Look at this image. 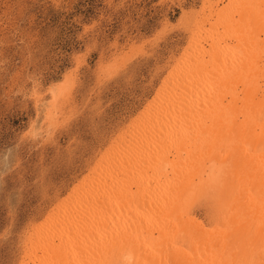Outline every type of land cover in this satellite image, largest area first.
Instances as JSON below:
<instances>
[{
  "label": "bare ground",
  "instance_id": "bare-ground-1",
  "mask_svg": "<svg viewBox=\"0 0 264 264\" xmlns=\"http://www.w3.org/2000/svg\"><path fill=\"white\" fill-rule=\"evenodd\" d=\"M182 25L157 100L32 227L22 264H264V0H205Z\"/></svg>",
  "mask_w": 264,
  "mask_h": 264
},
{
  "label": "rangeland",
  "instance_id": "rangeland-1",
  "mask_svg": "<svg viewBox=\"0 0 264 264\" xmlns=\"http://www.w3.org/2000/svg\"><path fill=\"white\" fill-rule=\"evenodd\" d=\"M204 1L0 0V264L157 100Z\"/></svg>",
  "mask_w": 264,
  "mask_h": 264
}]
</instances>
